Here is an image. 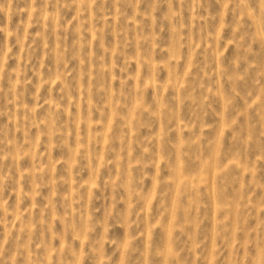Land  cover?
<instances>
[{
	"label": "rangeland",
	"instance_id": "1",
	"mask_svg": "<svg viewBox=\"0 0 264 264\" xmlns=\"http://www.w3.org/2000/svg\"><path fill=\"white\" fill-rule=\"evenodd\" d=\"M0 264H264V0H0Z\"/></svg>",
	"mask_w": 264,
	"mask_h": 264
}]
</instances>
